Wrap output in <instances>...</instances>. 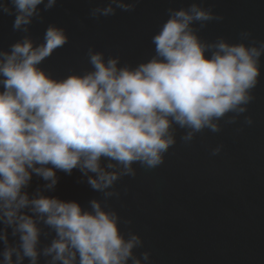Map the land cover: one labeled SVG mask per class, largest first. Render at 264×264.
<instances>
[{
	"label": "clouds",
	"instance_id": "clouds-1",
	"mask_svg": "<svg viewBox=\"0 0 264 264\" xmlns=\"http://www.w3.org/2000/svg\"><path fill=\"white\" fill-rule=\"evenodd\" d=\"M57 3L0 0V13L14 17L12 30L22 33L0 49V264H152L151 252L136 254L144 241L132 221L109 204L121 198L116 185L134 179L136 166L160 168L178 132L191 147L206 130L220 133L242 116L253 125L245 113L260 84L264 40L250 31L239 42L203 39L199 33L224 17L193 2L166 10L146 60L133 65L89 46L87 68L56 77L42 65L69 43L66 29L49 23L38 43L30 27ZM138 3L108 0L88 17L134 12ZM73 170L102 199L84 207L46 194L58 173ZM34 178L43 183L29 191Z\"/></svg>",
	"mask_w": 264,
	"mask_h": 264
},
{
	"label": "water",
	"instance_id": "water-1",
	"mask_svg": "<svg viewBox=\"0 0 264 264\" xmlns=\"http://www.w3.org/2000/svg\"><path fill=\"white\" fill-rule=\"evenodd\" d=\"M107 2L58 0L56 7L42 13V23L33 22L30 33L38 43L49 23L65 28L69 36V43L44 62L46 70L62 77L69 69L87 68L89 46L133 65L146 60L154 47L151 37L167 19L166 10L193 2L211 6L224 17L199 33L203 39L223 36L239 42V33L250 31L264 40V0H139L134 12L117 9L115 16L88 17L90 8ZM13 20L0 13V49L22 36L12 30ZM261 62L264 65V57ZM261 71L255 99L245 113L253 125H243L242 116L220 133L206 130L191 147L181 143L178 132L177 144L160 168L147 172L136 166L134 179L125 177L117 183L121 198L109 204L123 219L132 221V231L143 239L144 247L136 250L137 255L151 252L152 264H264V67ZM240 127L243 131L236 132ZM220 144L224 146L221 154L211 156V149ZM57 175L55 191L46 194L84 207L93 198L102 199L81 182L84 178L77 170ZM42 183L34 178L29 191ZM50 239L42 238V242Z\"/></svg>",
	"mask_w": 264,
	"mask_h": 264
}]
</instances>
